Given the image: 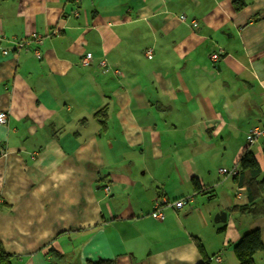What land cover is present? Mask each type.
Listing matches in <instances>:
<instances>
[{
	"label": "crops",
	"instance_id": "1",
	"mask_svg": "<svg viewBox=\"0 0 264 264\" xmlns=\"http://www.w3.org/2000/svg\"><path fill=\"white\" fill-rule=\"evenodd\" d=\"M32 33L43 42L20 48ZM0 113V246L14 264H238L245 234L264 241V217L231 212L247 195L218 173L264 127V0H0ZM159 198L192 200L157 221Z\"/></svg>",
	"mask_w": 264,
	"mask_h": 264
},
{
	"label": "trees",
	"instance_id": "2",
	"mask_svg": "<svg viewBox=\"0 0 264 264\" xmlns=\"http://www.w3.org/2000/svg\"><path fill=\"white\" fill-rule=\"evenodd\" d=\"M234 5L236 10H240V8L244 6V4L239 1H235ZM182 17L185 18V21L183 22H186V17L181 16L180 19ZM191 25L194 27V22L191 23ZM99 115L102 117V124L105 128V116L107 115V109H103L102 111L98 112L96 117ZM85 121L86 120H83L82 122ZM236 167L238 169V173L232 176V181L237 190L242 189L245 192L243 197H239L238 195L237 197L239 199H243L247 195V199L244 203L234 206L231 209V212L242 216L246 215L255 218L264 217V173L262 172L261 166L255 157V153L251 150V146L249 144H247L244 151L241 153ZM192 184L196 194L208 196L211 193H214L208 191L209 188L202 186L201 183L196 179L192 181ZM224 229L225 227L221 228L219 231H223ZM194 241L196 242L200 253L203 254L204 252L201 241L198 238H194ZM1 248L2 247L0 246V264H14L12 257L6 255V253H4L3 249ZM233 251L238 264H256L255 256L259 253H264V241L262 239L261 231L256 229L245 234L241 240L236 245H234ZM49 252L55 253L52 249ZM54 257L63 258V256L59 253H55ZM213 263L214 262L211 259L205 257L204 261L200 262L199 264ZM88 264H114V262L99 261L89 262Z\"/></svg>",
	"mask_w": 264,
	"mask_h": 264
},
{
	"label": "built area",
	"instance_id": "3",
	"mask_svg": "<svg viewBox=\"0 0 264 264\" xmlns=\"http://www.w3.org/2000/svg\"><path fill=\"white\" fill-rule=\"evenodd\" d=\"M73 2H79V0H72ZM77 12L78 11H74ZM76 13V16H78V14ZM182 21H185V18L182 17L181 18ZM197 26V23L194 22V27ZM56 33V31L53 32V34ZM35 42L37 44H41L43 42V37L41 35L38 34H34L32 33L31 35H29L24 41L21 42V44L19 45L20 48L21 47H25L27 45H29L30 43ZM5 55L8 54V52H4ZM34 54L36 55V57L40 58L41 57V53L39 51V49H35L34 50ZM153 55H154V51L153 49H148L145 52V56L148 60H152L153 59ZM213 60H217L219 59V55L215 54L212 57ZM93 62V56L91 53H88L86 56L83 57V59L81 60V65L84 67H89ZM101 70L105 69L108 71L107 68V63L105 60H102L99 63ZM7 123V116L4 113H0V125H4ZM264 139V127H253L249 130V132L247 133V144H249L251 147L258 144L261 140ZM7 153L4 150H0V159L6 157ZM218 173L220 175H230V176H234L238 173V169L237 167H234V169L227 171L225 169H221L218 171ZM108 191V189L106 190ZM239 194L238 196L241 197V193L245 192L242 189H239ZM243 194V196H244ZM242 196V197H243ZM192 199L191 198H182L180 200H176V201H170L167 198H159L156 202H155V210L152 212L151 217L157 221H163L165 219L167 210L172 209V210H176V211H180L182 210L187 204L190 203ZM216 261H220V257H216L215 258Z\"/></svg>",
	"mask_w": 264,
	"mask_h": 264
},
{
	"label": "water",
	"instance_id": "4",
	"mask_svg": "<svg viewBox=\"0 0 264 264\" xmlns=\"http://www.w3.org/2000/svg\"><path fill=\"white\" fill-rule=\"evenodd\" d=\"M215 217H216L215 219L216 222L227 223L228 214L226 212L219 213Z\"/></svg>",
	"mask_w": 264,
	"mask_h": 264
},
{
	"label": "rangeland",
	"instance_id": "5",
	"mask_svg": "<svg viewBox=\"0 0 264 264\" xmlns=\"http://www.w3.org/2000/svg\"><path fill=\"white\" fill-rule=\"evenodd\" d=\"M246 144H247V142H246ZM258 144H259V143H258ZM258 144H257V145H258ZM257 148H258V146H255V147L252 146V147H251V150L255 153V151H256ZM215 219H216V217H215Z\"/></svg>",
	"mask_w": 264,
	"mask_h": 264
}]
</instances>
